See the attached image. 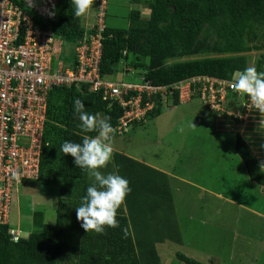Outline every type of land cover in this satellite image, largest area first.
<instances>
[{"label": "trees", "instance_id": "16d2710c", "mask_svg": "<svg viewBox=\"0 0 264 264\" xmlns=\"http://www.w3.org/2000/svg\"><path fill=\"white\" fill-rule=\"evenodd\" d=\"M110 1L106 0L100 36L99 75L103 81L112 82L108 78L119 72L128 74L131 68L140 73L136 77L140 83L147 81L154 86H169L201 76L234 81L250 66L253 53L258 54L253 67L257 73H264V0H128L138 8L129 9L125 28L107 24ZM143 11L147 16H143ZM50 25L56 39L74 48L85 35L97 32L96 27H84V16H73L70 0L57 1ZM75 98L82 101L86 112L108 118L113 129L118 126L123 109L117 103L104 101L91 85L49 91L35 181L55 187L56 222L45 223L36 218L35 231L25 237L20 234L17 242L12 240L10 227L0 225V264H163L157 245L162 247L168 241L172 249L175 244L182 246L187 234L165 174L125 155L114 154V169L127 179L131 189L118 210L123 215L117 213L120 226L105 228L100 234L87 233L77 220L75 207L92 181L86 170L74 165L70 154L59 152L63 142L79 143L82 139L80 121L73 111ZM154 98L156 107L149 112V120L162 112L159 95ZM194 98L199 97L193 96L188 103ZM237 100L236 95L229 93L226 103L234 104ZM169 101L173 106L180 105L178 93L174 92L167 104ZM232 108L235 113L238 108L244 111L239 105ZM126 134L114 132L112 137ZM236 138L235 150L246 174L253 188H263L264 195L262 165L246 141L239 134ZM34 216L42 217V213ZM173 256L185 264H207L180 252Z\"/></svg>", "mask_w": 264, "mask_h": 264}, {"label": "rangeland", "instance_id": "374dc122", "mask_svg": "<svg viewBox=\"0 0 264 264\" xmlns=\"http://www.w3.org/2000/svg\"><path fill=\"white\" fill-rule=\"evenodd\" d=\"M110 5L106 22L114 28L127 27L129 9L138 8L131 6L128 0H111ZM98 12L99 7L93 0L84 16V27L91 28ZM143 16H147V12L143 11ZM54 56L58 60H70L74 56V46L56 39ZM252 56L249 67H253L258 54L253 53ZM120 73L108 79L112 82L140 83L136 78L140 77L138 71L131 68L128 74ZM237 103H226L220 112H211L199 98L177 106L169 101L156 119L133 127L124 136L112 137L114 150L162 166L177 179L174 183L175 205L179 220L182 219V228L187 232L185 242L192 248L175 244L172 249L165 244L160 247L163 264H185L174 258L176 252L200 262H203L204 255L219 261L211 264H264V226L261 234L256 229L261 224L254 218H247L245 209L240 208L264 211L263 188H253L244 163L235 150L236 134H239L264 170V124L261 123L264 117L259 112H253L239 118L240 109L235 113L232 108L238 107L240 103ZM114 167L116 164L111 160L101 171L112 172ZM178 179L190 186H184ZM54 190L55 187L39 181H26L19 185L12 200L10 227L21 229L24 237L28 236L35 231L33 212L45 214V223H55ZM238 217L245 218L239 226ZM247 222L252 228V243H245L240 233L236 234V230Z\"/></svg>", "mask_w": 264, "mask_h": 264}, {"label": "built area", "instance_id": "2783aa9c", "mask_svg": "<svg viewBox=\"0 0 264 264\" xmlns=\"http://www.w3.org/2000/svg\"><path fill=\"white\" fill-rule=\"evenodd\" d=\"M57 1L0 0V225L9 224L18 186L38 179L47 96L53 88L76 85L81 89L82 84H89L92 91L102 94L104 101L117 103L123 109L114 129L118 135L149 120V112L156 107L154 96L159 95L163 108L174 92L178 93L180 104L197 96L211 112H220L230 93L237 96L236 102L244 109L237 114L239 118L258 112L250 107L246 96L233 89L234 81L204 76L169 86H154L147 81H103L99 62L106 0H96L99 12L91 26L96 27V34L78 41L72 59L58 60L50 25ZM10 235L14 242L21 236L14 229Z\"/></svg>", "mask_w": 264, "mask_h": 264}, {"label": "clouds", "instance_id": "9594fccd", "mask_svg": "<svg viewBox=\"0 0 264 264\" xmlns=\"http://www.w3.org/2000/svg\"><path fill=\"white\" fill-rule=\"evenodd\" d=\"M70 3L73 16L79 18L89 12L93 0H70ZM232 87L238 94L246 96L250 107L264 117V73H257L254 67H247L235 78ZM73 111L80 121L78 127L83 134L81 142L65 141L59 146V152L70 154L74 158V165L82 171L86 170L92 178V184L86 188V193L81 197L75 211L77 220L87 233L94 231L100 234L105 228L120 226L116 218L117 212L131 189L127 179L118 172L101 171L107 167L113 156L114 129L109 119L86 112L79 98L73 101ZM261 123L264 124V120ZM92 132L96 135H87Z\"/></svg>", "mask_w": 264, "mask_h": 264}, {"label": "crops", "instance_id": "0c3cea01", "mask_svg": "<svg viewBox=\"0 0 264 264\" xmlns=\"http://www.w3.org/2000/svg\"><path fill=\"white\" fill-rule=\"evenodd\" d=\"M115 82V81H114ZM159 117V116H158ZM157 118V117H156ZM156 118H154V119H156ZM154 119H151V120H154ZM147 122H149V121H147ZM133 128V127H132ZM114 154H122V155H125V156H127V157H129V158H131V159H134V160H136V161H138V162H140V163H142V164H144V165H146V166H148V167H151L152 169H155V170H157V171H159V172H161V173H163V174H165V176H164V178L166 179V182H167V184H168V190L171 192V197H172V199H174L175 198V193H174V183H175V180H177L176 178H175V175L173 174V173H171V172H168V170L167 169H165V168H163L162 166H158L157 164H155V163H149V162H146V161H144L143 159H137V158H133V157H131V156H129V155H127L126 153H123V152H120L119 150H114L113 149V156H112V160H113V158H114ZM115 168V167H114ZM106 170V169H105ZM108 172H110V171H107L106 170V173H108ZM88 179L90 180V181H92V178H90L89 177V175H88ZM178 181H182V180H179L178 179ZM183 183H187L186 181H182ZM219 198H220V196H218ZM235 206H237V205H235ZM241 209L242 208H244L245 210H244V214H245V216L247 217V218H249V219H252V218H254V219H256V222L257 223H260L261 224V227H256V229L257 230H259L260 232H261V234L263 233V226H264V211H256V210H254V209H252V208H245V207H240ZM34 213H36V214H38V212H34ZM34 213H31V216H32V222L36 219V218H38V220L41 218L42 220L44 219V217H45V214H43L42 213V217L41 216H39V217H36V216H34ZM118 213V215H123L122 213L123 212H117ZM125 217H127L128 219H129V217H128V213L127 212H125V215H124ZM10 219H11V215H10ZM238 226L240 225V223L242 222V220H245V218L243 217V218H241V217H238ZM245 222V221H244ZM243 223V222H242ZM248 224H249V222H247L246 223V225L243 227H241L239 230H236V228L237 227H235V230L237 231V235L239 234L240 236H241V239L243 240V241H245V243L247 242V243H252L253 241H254V239L253 238H250V234H251V230L250 229H252L251 227H250V225L248 226ZM8 226L10 227V220H9V224H8ZM10 229H14V228H11L10 227ZM14 230H18L19 232H20V234H22L21 233V229H14ZM186 240H183V245H182V247L183 248H188V249H191V247L190 246H188V242H185ZM262 243H264L263 241H262ZM170 245V247H171V242H168V241H166V243H164L163 244V246L164 245ZM173 244V243H172ZM157 248H158V250H159V252H160V255H161V258H162V260H163V254H162V250H160L161 248H160V246H159V244L157 245ZM170 249V248H169ZM169 251V250H168ZM168 251H166V253L168 252ZM187 256V255H186ZM202 256V255H201ZM189 257V256H188ZM203 258H202V260L203 261H205L204 263H206V262H209V261H211V262H219L216 258H214L213 256H202ZM211 262H210V264H211ZM212 264H215V263H212Z\"/></svg>", "mask_w": 264, "mask_h": 264}]
</instances>
